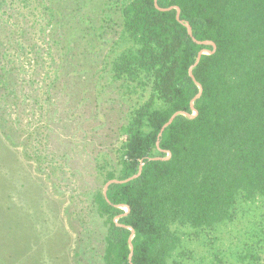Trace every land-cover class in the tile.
<instances>
[{"label": "trees", "instance_id": "1", "mask_svg": "<svg viewBox=\"0 0 264 264\" xmlns=\"http://www.w3.org/2000/svg\"><path fill=\"white\" fill-rule=\"evenodd\" d=\"M116 2L124 48L110 60L112 80L148 97L130 108L116 157L96 160L104 185L133 177L143 164L138 178L92 197L105 228L100 258L129 264V227L132 264H178L192 236L234 224L245 205L264 209V0H157L179 8L180 20L154 0ZM193 38L216 47L192 69L195 81L190 67L213 47ZM195 82L197 115L177 116L159 138L173 114H192ZM167 152L168 160H151ZM248 257L255 259L248 252L238 260Z\"/></svg>", "mask_w": 264, "mask_h": 264}, {"label": "rangeland", "instance_id": "2", "mask_svg": "<svg viewBox=\"0 0 264 264\" xmlns=\"http://www.w3.org/2000/svg\"><path fill=\"white\" fill-rule=\"evenodd\" d=\"M121 34L116 0H0V264H102L96 160L148 97L112 80ZM226 225L183 242L178 264H264V209Z\"/></svg>", "mask_w": 264, "mask_h": 264}, {"label": "water", "instance_id": "3", "mask_svg": "<svg viewBox=\"0 0 264 264\" xmlns=\"http://www.w3.org/2000/svg\"><path fill=\"white\" fill-rule=\"evenodd\" d=\"M154 6H155L156 9H158V10H160V11H169V10H173V9H174V10L176 11V18H177V20H180V19H179V17H180V10H179V8H177V7H170V8H167V9L160 8V7L158 6L157 0H154ZM184 25H185L186 28H187L188 35L192 37V30H191L190 26H189L188 24H184ZM193 40H194L196 43L200 44V45H210V46L213 47V50H212V51L204 50V51L199 52L198 55H197V58H196V61H195L194 65H193L192 67H190V69H189V76L191 77V79H192L193 81H195V79H194V77H193V74H192V69H193V68L199 63V60H200V58H201V56H202L203 54H206V55H210V54H212V53L215 51V48H216V47H215V45H214L212 42H197L194 38H193ZM195 83H196V82H195ZM196 85H197L199 91H198V94L194 97V99L192 100V102H191V104H190V109H191V111H192V114H187V113H185V112H177V113L173 114V115L171 116V118L169 119V121H168V122H167V123L161 128V131H160V133H159V135H158L159 138H160V136L162 135L163 131H164V130H165V129H166V128H167V127L173 122V121H174V119H175L177 116L182 115V116H185V117H188V118L191 119V118H194V117L197 115V111L195 110L193 104H194V102H195L197 99L200 98V96H201V94H202V88H201V86H200L198 83H196ZM156 145H157V147H158L159 143L157 142ZM169 158H170V153L167 152V157H165V158H154V159H151V160H168ZM142 166H143V164L140 165V168H139V170H138V173H137L136 175H134L133 177H131V178H128V179L123 180V181L111 180V181L107 182V183L105 184V186H104V189H103V196L106 198L108 187H109L111 184H123V183H127V182H129V181H132V180L138 178V177L140 176V174H141ZM124 210H125V214H127V213L129 212V207L125 206V207H124ZM116 221H117V220H115V222H116ZM128 229L131 231V236H130V238L128 239V245H129V250H130V253H129V256H128V262H129V264H132L133 246H132L131 241H132V237H133V235H134V230H133L132 228H129V227H128Z\"/></svg>", "mask_w": 264, "mask_h": 264}]
</instances>
